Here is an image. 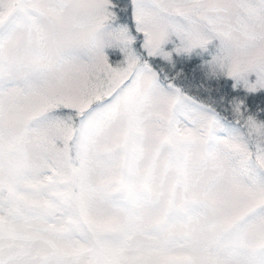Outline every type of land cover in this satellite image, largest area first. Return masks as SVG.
I'll list each match as a JSON object with an SVG mask.
<instances>
[{
	"label": "snow or ice",
	"instance_id": "6c2138e0",
	"mask_svg": "<svg viewBox=\"0 0 264 264\" xmlns=\"http://www.w3.org/2000/svg\"><path fill=\"white\" fill-rule=\"evenodd\" d=\"M0 264H264V0H0Z\"/></svg>",
	"mask_w": 264,
	"mask_h": 264
}]
</instances>
